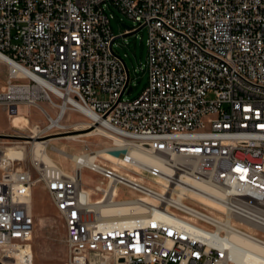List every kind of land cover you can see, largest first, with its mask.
<instances>
[{"label": "built area", "instance_id": "built-area-1", "mask_svg": "<svg viewBox=\"0 0 264 264\" xmlns=\"http://www.w3.org/2000/svg\"><path fill=\"white\" fill-rule=\"evenodd\" d=\"M118 14L134 23L122 34L148 30V81L133 98L115 49ZM22 106L48 123L8 137L32 147L52 130L69 132V113L89 110L91 131L112 142L107 151L146 178L99 159L72 174L34 155L31 166L0 156V264H35L39 185L66 227L64 264H253L247 249L234 258L228 237L264 245V0H0V107L11 116ZM132 149L161 165L138 173ZM85 169L100 175L91 192ZM203 182L220 191V207L191 196ZM121 185L134 196L123 198Z\"/></svg>", "mask_w": 264, "mask_h": 264}, {"label": "rangeland", "instance_id": "rangeland-1", "mask_svg": "<svg viewBox=\"0 0 264 264\" xmlns=\"http://www.w3.org/2000/svg\"><path fill=\"white\" fill-rule=\"evenodd\" d=\"M123 18L124 21L120 20ZM125 22L129 25H134L133 21L121 14H118L116 19H112L111 25L115 35H121L125 28L122 23ZM148 37V30L146 28L139 30L135 34L118 38L115 41V49L125 58V61L130 69L133 77L134 90L130 94H126L125 98H133L137 96L144 88L148 81L146 72L140 69V62L144 60L146 55V40ZM43 106L49 109L47 103H43ZM55 114V111H52ZM66 119V117L64 118ZM71 122L75 123L80 120H87L86 117L79 113H73L71 116ZM90 122V121H89ZM46 118L42 115L39 109L28 106H22L19 108L18 113L9 115L8 111L0 107V146L13 147V146H25V159L23 165L31 166L32 147L26 146L21 138H11L8 135L20 136L23 132L28 130V127H32L35 124H40L42 127L47 124ZM70 133L57 132L52 130L48 138L42 139L45 141L49 138L61 137L78 133L73 125L70 126ZM69 127V128H70ZM92 128L89 132H91ZM54 135H51L53 134ZM24 134V133H23ZM61 134V135H60ZM85 141H72L71 139L61 138L53 140L48 145V154L57 163L62 165L65 169L73 170L74 162L69 159L68 156L60 155L56 150L51 148L52 146L64 147L65 151L69 155L83 153L84 147L88 144L91 149L98 151L108 147L112 142L104 135H92L84 137ZM24 142V143H21ZM33 146V145H32ZM6 148V149H7ZM6 152V151H5ZM67 158V159H66ZM104 161V160H102ZM107 164L113 166L112 163L104 161ZM130 173V172H129ZM132 175V173H130ZM137 178H143L133 174ZM100 182V175L85 169L84 171V183L88 189H93L96 183ZM119 190L122 193L123 198L134 196V194L125 188L120 186ZM207 207V206H206ZM208 208V207H207ZM34 213L36 217V227L33 236V247L35 253V264H64L68 256V247L66 243V227L60 214L56 210L50 194L44 187L37 186L34 191Z\"/></svg>", "mask_w": 264, "mask_h": 264}, {"label": "bare ground", "instance_id": "bare-ground-1", "mask_svg": "<svg viewBox=\"0 0 264 264\" xmlns=\"http://www.w3.org/2000/svg\"><path fill=\"white\" fill-rule=\"evenodd\" d=\"M88 115H83L84 117H86L87 119L93 115L91 111L86 110ZM18 113V112H16ZM15 113V114H16ZM73 113H69L66 116V119H61V116L57 115V118L54 116V123L57 124H62V120L63 123H66L67 125H69V127L71 125H73L76 131H79L78 133H73L70 135H66V136H61V137H55V138H49L45 141H41L42 139L39 140H34L32 141V152L34 154V156H36L37 158L50 163V162H56L55 160L52 159V157L50 156V154H48V145L50 142H52L53 140H58L61 138H67V139H71L72 141H85L83 140L84 137L87 136H92V135H101L103 132H99L102 129L99 130H95V131H90V129L92 127H94L93 125H90V122L87 120H80L77 121L75 123L71 122V116ZM14 115V114H13ZM89 120V119H88ZM68 127V128H69ZM66 133H70V132H66ZM51 135H54L51 134ZM61 135V134H60ZM48 138V137H47ZM24 143V142H21ZM27 143V142H25ZM0 156L3 159H25V152H26V148L25 146H13V147H6L5 146H0ZM51 148H53L54 150H56V152H58L60 155L68 156L69 159L72 160V162H74V167L76 166V164L78 163V166L81 167V162H88V163H92L93 161L99 159L101 162L106 163L104 161L110 162L113 164V167H115L116 169H118L119 171L123 172V173H128L125 169V167H123V160L120 157H117L114 153L112 152H108L107 151V147H105L104 149L95 151L94 154H89L86 155L85 152L83 151V153L81 154H74V155H69L66 151L64 147H58V146H52ZM6 151V152H5ZM131 154L141 162L140 163H136L134 169L137 170V172L139 173V171L141 170L140 168L143 167L142 164L144 165H161L160 160L154 156L152 153H149L147 151H143V150H138V149H132ZM99 156L104 157L105 159H100L98 158ZM67 159V158H66ZM104 160V161H102ZM80 161V162H79ZM57 163V162H56ZM80 164V165H79ZM107 164V163H106ZM67 173H72L71 171L65 169L64 170ZM130 175L131 178H137L136 176H134L133 174L131 175L130 173H128ZM142 179H145L146 177L142 176ZM102 180V179H101ZM195 185V184H194ZM196 185H198V189H192L191 190V196L193 198H196L200 201H202V203L206 204L207 206H211V207H220L221 203L219 202L218 197H221V193L220 191H218L217 189H215L214 187H212L210 184H207L205 182L203 183H196ZM92 189H89V192H91ZM32 202H33V210H34V196L32 198ZM223 206V205H222ZM102 212L106 213V214H112L115 211L117 212H124L127 211V207H122L120 209H115L112 206H107L102 208ZM228 222L233 224L231 216L229 215L227 218ZM233 243L236 244L237 247H235L234 252V258L241 260L244 257V253H250V257L248 256V258H252L249 259L250 261H252L253 264H256L255 261H257L259 259V255L256 254H260L264 256V245L259 242L258 240H253L252 238H249L248 236H245L241 233L238 232H231V235L228 237ZM245 249L249 250L246 251ZM256 253V254H255ZM253 254V255H252Z\"/></svg>", "mask_w": 264, "mask_h": 264}, {"label": "water", "instance_id": "water-1", "mask_svg": "<svg viewBox=\"0 0 264 264\" xmlns=\"http://www.w3.org/2000/svg\"><path fill=\"white\" fill-rule=\"evenodd\" d=\"M122 26H123L124 28H126V29H129V30L132 28V26L129 25V24H127V23H122ZM132 34H133V32H127V33H125V34L118 35L117 38L126 37V36H129V35H132ZM124 63H125V65H126V62H125V61H124ZM126 69H127V73L129 74V69H128L127 65H126Z\"/></svg>", "mask_w": 264, "mask_h": 264}]
</instances>
